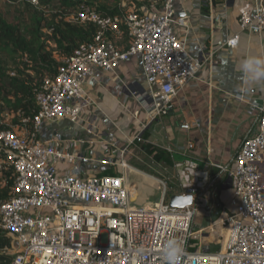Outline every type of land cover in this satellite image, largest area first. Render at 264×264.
Segmentation results:
<instances>
[{"label":"built area","instance_id":"built-area-1","mask_svg":"<svg viewBox=\"0 0 264 264\" xmlns=\"http://www.w3.org/2000/svg\"><path fill=\"white\" fill-rule=\"evenodd\" d=\"M178 1L161 0L160 8L117 15L81 5L73 18L96 27L94 40L75 48L62 60L57 74L44 80L36 94L38 111L34 115L18 112L16 122H12L15 115H5L2 123L9 128L0 130V172L10 166L15 176L10 197L0 204V229L12 239V247L2 250L12 254L9 264H160L161 249L173 237L185 244L180 264H264V103H254L258 132L246 138L229 173L234 210L197 231L193 229L196 194L193 203L181 209L169 205L172 194L184 195L186 189L200 186L201 173L193 165L184 166L186 183L179 192L167 194L160 181L165 188L160 198L141 204L127 171L85 175L78 160L86 163L88 157L60 152L52 140L40 137L39 128L45 120L75 123L79 119L84 104L90 103L84 80L95 66L111 71L134 55L140 56L146 81L159 98L150 112L166 115L172 110L176 86L197 78L202 67L173 32V25L183 22L176 18ZM213 14L225 17V10L217 8ZM238 20L241 32H263L264 4L241 12ZM123 28L131 40L125 51L110 39ZM238 43V36H233L225 44L237 48ZM207 59L215 62L213 55ZM247 94L241 92L236 98L247 100ZM142 140L136 136L128 142ZM107 152L114 156L119 151L110 145ZM64 159L73 164L68 174L57 170L56 164ZM111 164L126 168L123 159ZM212 231L223 236L218 251L198 243ZM140 246L148 251L137 254Z\"/></svg>","mask_w":264,"mask_h":264},{"label":"crops","instance_id":"crops-1","mask_svg":"<svg viewBox=\"0 0 264 264\" xmlns=\"http://www.w3.org/2000/svg\"><path fill=\"white\" fill-rule=\"evenodd\" d=\"M150 2L152 6L153 1ZM160 2L156 8H160ZM260 4L264 0L178 1L176 18H183V22H176L173 32L191 50V55L202 62V67L197 78L176 86L173 109L166 115L150 112L153 101L159 98L146 81L140 56L134 55L111 71L95 66L93 74L84 80L90 103L84 104L79 119L75 123L67 119L45 120L39 128L40 137L52 140L60 152L88 157L86 163L78 160L85 175H118L127 171L128 180L135 183L139 195L138 187L155 184L138 172L146 173L147 168L141 167V163L154 157L145 147H156L171 160L169 166L165 161H156L168 166L162 168L164 171L181 168L182 176L184 166L191 164L201 173L196 194V216L202 213L200 229L231 213L233 207L214 217L222 212V198L232 196L229 173L236 166L244 141L258 132V110L254 103H264V83L248 92L247 100L236 98L241 93L236 87L237 64L248 55L264 56V31L241 32L238 19L241 12L255 10ZM222 7L225 17H215L213 12ZM233 36L239 38L237 48L225 44ZM110 39L121 51L127 50L131 43L125 28ZM210 55L215 62L207 59ZM20 132L26 133L24 129ZM136 136H142L143 140L129 144L128 140ZM110 145L119 151L117 155L107 152ZM114 159H123L126 168H116L111 164ZM56 165L60 174H68L73 164L64 159ZM261 171L264 188V160ZM184 183L186 179L182 176L177 185L181 188ZM208 196L209 200L202 205L201 200ZM138 201L147 202L143 198Z\"/></svg>","mask_w":264,"mask_h":264},{"label":"trees","instance_id":"trees-1","mask_svg":"<svg viewBox=\"0 0 264 264\" xmlns=\"http://www.w3.org/2000/svg\"><path fill=\"white\" fill-rule=\"evenodd\" d=\"M5 1L16 12L12 17L7 14L9 19L0 5V130L9 128L2 123L5 115H34L38 111L36 94L44 80L57 74L62 60L75 48L94 40L96 27L73 18L81 5L110 15L121 14L124 6L122 0H39L37 4L28 0ZM140 2L149 5L150 0H130L129 5ZM16 119L15 115L12 122ZM145 149L156 161L171 162L163 150L151 146ZM14 177L10 166L0 172V204L10 197ZM11 247V236L0 229V264L11 262L12 254L2 252Z\"/></svg>","mask_w":264,"mask_h":264},{"label":"rangeland","instance_id":"rangeland-1","mask_svg":"<svg viewBox=\"0 0 264 264\" xmlns=\"http://www.w3.org/2000/svg\"><path fill=\"white\" fill-rule=\"evenodd\" d=\"M109 1L113 2V0H109ZM152 1H153V4H155V5L152 6V8H151L150 4H152V2H150L149 5H143L142 2H140L139 4H136L134 6H130L129 5L130 0H122V2L124 4V6L122 7V11H131V7H135L134 8L135 12L150 11V10L154 9V7H156V3H158L160 0H152ZM0 5L3 8L6 17L11 19L9 16H7V14H9L12 17V15L16 12L15 9L12 6L9 7L5 0H0ZM143 7H145V8H143ZM167 165L168 166L172 165V163H168ZM168 166H166L165 164L158 165L156 163V160L154 157H152L151 159L147 158V160H143V162L141 163V167L147 168L146 169L147 172L146 173L138 172V173L142 176H146L147 178H149L148 180H152L153 182H155V184H153L151 187H145V188H139L138 187V189L141 191L140 195H139L141 199L143 198L144 200H147V202L157 201L165 189L160 181H163L165 183L167 194L170 195L173 192H179L180 191V187L177 185V182L179 181V178L182 177L180 175L181 174L180 172L182 171V169L177 168L176 166L175 167H176L177 171L174 168H171V169L169 168L168 172H166L162 169L163 167H168ZM116 168H119V167L117 166ZM190 179L193 181V179H195V178L193 176H191ZM129 183L131 185L135 184L134 182L131 183L130 181H129ZM173 187H175L176 190H173L172 189ZM232 195H233V192H232ZM231 199H232V196H231V198L229 196L222 198L224 208H223V204L221 203L222 206H220V208H221L222 212L215 213L214 217L220 216L224 213H227V212H229V210L232 209ZM206 200H209V196L203 198L201 200V204L204 205L206 203ZM217 218H215V219H217ZM212 222H214V221H212ZM201 227H202V213L200 212L196 216V223H194L193 229H194V231H197ZM196 234H198V232H196ZM208 237H203L204 238L203 242H199V239H198V243H200L199 245L203 246V245L207 244L212 251H218L220 249V246L222 244V239H223V236L221 235V233L219 231H212L211 233H208ZM194 243L197 244V238H194Z\"/></svg>","mask_w":264,"mask_h":264},{"label":"clouds","instance_id":"clouds-1","mask_svg":"<svg viewBox=\"0 0 264 264\" xmlns=\"http://www.w3.org/2000/svg\"><path fill=\"white\" fill-rule=\"evenodd\" d=\"M236 72L239 74L237 90L244 93L250 92L255 86L264 83V56H246L237 64ZM136 251L137 254H143L148 249L140 246ZM184 254V241L178 237L169 238L161 249L160 264H180Z\"/></svg>","mask_w":264,"mask_h":264},{"label":"water","instance_id":"water-1","mask_svg":"<svg viewBox=\"0 0 264 264\" xmlns=\"http://www.w3.org/2000/svg\"><path fill=\"white\" fill-rule=\"evenodd\" d=\"M198 188H188L184 195L172 194L169 198V205L175 208H183L193 203L194 195L198 193Z\"/></svg>","mask_w":264,"mask_h":264}]
</instances>
